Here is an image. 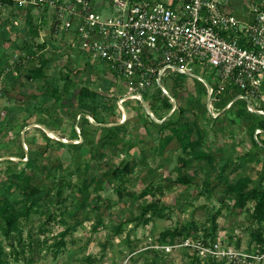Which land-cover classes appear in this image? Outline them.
<instances>
[{
	"label": "rangeland",
	"instance_id": "obj_1",
	"mask_svg": "<svg viewBox=\"0 0 264 264\" xmlns=\"http://www.w3.org/2000/svg\"><path fill=\"white\" fill-rule=\"evenodd\" d=\"M93 2L104 15L113 13L107 0ZM49 16L36 18L41 24L38 42L45 44L40 50L32 39L29 9L0 0V195L5 191L23 212L12 239L0 222V264H204L180 246L183 238L171 243L170 237L163 238L166 230L188 222H195L199 235L191 238L203 239L214 228V238L226 247L249 253L259 249L262 245L252 235L260 229L264 237V223L253 216L257 199L239 202L227 185L249 176L250 189L264 188V133L257 135L264 120V86L250 114L237 105L227 108L233 101L228 93H221L222 100L210 111L204 83L174 73L161 78L177 100L166 121L152 123L143 102L117 107L124 93L120 89L105 94L107 108L98 101L85 106L80 90L98 88L103 78L54 39ZM44 62L42 75L30 74ZM190 68L211 80L206 69ZM158 87L145 98L162 117L172 109L165 114L159 108L168 96ZM231 110L238 123L231 121ZM175 128L182 135L191 129L192 140L201 143L196 149L215 161L198 159L178 132L167 144ZM31 159L29 182L16 174ZM127 164L131 173L116 178L113 171ZM183 177L191 182H179ZM32 187L40 191L37 210L24 215ZM150 204L155 209L146 210ZM219 264L235 263L226 259Z\"/></svg>",
	"mask_w": 264,
	"mask_h": 264
},
{
	"label": "built area",
	"instance_id": "obj_2",
	"mask_svg": "<svg viewBox=\"0 0 264 264\" xmlns=\"http://www.w3.org/2000/svg\"><path fill=\"white\" fill-rule=\"evenodd\" d=\"M14 1L27 9L34 6L37 18L50 14L54 39L71 48L93 75L101 74L116 84L112 92L124 91L117 100L120 109L132 100L145 102L151 109L145 94L159 86L172 101V111L162 117L153 109L148 114L154 121V117L166 121L177 109V100L162 83L168 73L203 82L210 111L222 100L221 93L235 96L227 108L244 100L252 112L262 96L264 0H107L113 9L109 15L93 0ZM191 66L209 71L211 80L194 74ZM263 133V128H257V135ZM180 246L202 260L264 261V244L249 253L226 247L220 240L190 237ZM163 247L171 250L170 245Z\"/></svg>",
	"mask_w": 264,
	"mask_h": 264
},
{
	"label": "trees",
	"instance_id": "obj_3",
	"mask_svg": "<svg viewBox=\"0 0 264 264\" xmlns=\"http://www.w3.org/2000/svg\"><path fill=\"white\" fill-rule=\"evenodd\" d=\"M4 2L7 5H10V4L17 5L14 0H4ZM28 9H29V16H31V20L34 24V27H32L34 30V33H35L34 37H32V39L35 40L34 45L36 46V48H39L40 50H42L43 47L45 46V44L40 45V43L38 42L41 24L37 23V20H36L37 15L34 12V6H31ZM46 62H44L42 64V66H40L39 68L32 70V72H30V74H33L35 76L42 75L43 74V67H44V65L47 64ZM100 87L102 88L101 90L99 89ZM112 87H113V84L107 79H102L100 86H98V88H93L91 86H84L79 92V100L85 106L91 105L93 103L92 101H98L99 103H101L102 107L107 108L108 106L104 102L105 94L108 92H111ZM205 90L207 92L206 87H205ZM161 92H162V90H161ZM232 97H235V96L232 95ZM159 105H157V106H159V108H161L162 112L165 114H168L170 112V110L172 109L171 107H173L172 101L170 100L169 97H168V102L165 101L164 104L159 103ZM236 105L238 107L239 106L241 107V108H239V110H241V113L250 114L251 111L248 109L247 104L244 100L236 101L230 107L233 108V106H236ZM116 106L118 107L117 102H116ZM152 108L153 107L151 105V109ZM181 112L182 111H180V113ZM228 113L230 115V119L232 122H234V123L239 122L238 115L234 111L231 110ZM251 114L257 116L256 114H253V113H251ZM83 121L88 122V119L86 118L85 114L83 116ZM150 121L152 123H155V121L152 119ZM260 126L264 129V120L261 121ZM190 130L191 129L187 130V133L184 132V135H182L181 132H179V130L177 128H175L173 134L166 137V143L169 144L176 137L175 133L178 132L180 134V139L182 140V143L184 144V146L185 147L189 146L190 148H192V151H195L194 154L196 155V157L198 159H206V160L210 161L211 163H213L215 161L214 156H212V155H210V154H208L202 150L196 149L197 147H199L201 145V143L199 142V140H192V138L190 137V134H189L192 132ZM259 141L261 142V139H259ZM242 158L246 159L247 154L243 155ZM182 161H183L182 166H185L187 163L184 162L185 161L184 159H182ZM33 164H34V162L32 161V159L28 160L26 165L22 169H20L21 171L17 172L16 176L18 178L27 179L30 182L31 178L29 175H26V173H27L26 169L32 167ZM131 169L132 168H131L130 164H127L124 167H117L113 171V175L116 178L122 177L126 173H131V171H132ZM178 181L183 183V184H187V183L191 182V179H189L187 177H183V178L179 179ZM251 181H252V178H250L249 176H245V177H242L236 181L228 182L227 192L229 195L234 196L235 199L238 200L239 202H241V201L245 202L249 199L256 198L257 202L255 205V211H254L253 216H254V219L257 220L258 224H261V223H264V188L260 189V190L259 189H250L249 184L251 183ZM205 186L207 187V189H209L210 192L213 191V184L211 182L206 181ZM86 187H88V186H86ZM38 193H40V191L37 188H34V187L28 188V195L25 198L28 205H27L26 213L24 215H30V213L32 211L37 210L35 207L38 205V199L36 198ZM17 203L18 202L12 201L9 197H7L5 191L1 193V195H0V222L4 223V225L6 226L5 229L7 231V235L11 239L15 235V231L17 230L16 227H17V224L19 222L20 215L23 213V212H21V214H20V212L17 211ZM153 207H154V204H150L149 206H147L146 210H151V209H153ZM154 209H155V207H154ZM49 219H51V216H49L47 221H49ZM211 220H212V222L213 221L215 222L216 216H213L211 218ZM195 226H196L195 222H188L185 225L180 226V227H176L172 230H166L165 232H163V238L167 239L170 237L171 239L169 240V242L171 243V242L177 241V239H178L177 237L183 238V239L190 238V237H192L191 235L198 237L199 235L197 234V230H196ZM262 231L263 230L260 231V229H258L256 231H254L252 234L254 239L258 238L259 243L261 245L264 244V237H263ZM214 232H215L214 228L210 229L209 232H204L205 236L202 237L204 239V241H206V242L215 241L216 239L214 238V235H215ZM196 258L200 262V258L198 255H196ZM204 264H219V261L214 260V259H208V260L204 261Z\"/></svg>",
	"mask_w": 264,
	"mask_h": 264
},
{
	"label": "water",
	"instance_id": "obj_4",
	"mask_svg": "<svg viewBox=\"0 0 264 264\" xmlns=\"http://www.w3.org/2000/svg\"><path fill=\"white\" fill-rule=\"evenodd\" d=\"M209 104H210V98L208 99V106H209ZM175 105H176V103H174V107H175ZM144 107H145L144 109L147 110V113H150L151 114V109H149L150 107L145 102H144ZM154 119H155V121H160L156 117H154Z\"/></svg>",
	"mask_w": 264,
	"mask_h": 264
},
{
	"label": "crops",
	"instance_id": "obj_5",
	"mask_svg": "<svg viewBox=\"0 0 264 264\" xmlns=\"http://www.w3.org/2000/svg\"><path fill=\"white\" fill-rule=\"evenodd\" d=\"M236 6V5H235Z\"/></svg>",
	"mask_w": 264,
	"mask_h": 264
}]
</instances>
